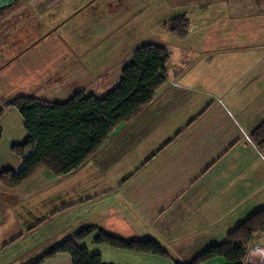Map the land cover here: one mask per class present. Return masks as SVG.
<instances>
[{"label": "crops", "instance_id": "1", "mask_svg": "<svg viewBox=\"0 0 264 264\" xmlns=\"http://www.w3.org/2000/svg\"><path fill=\"white\" fill-rule=\"evenodd\" d=\"M61 1L0 0V55L4 54L1 43L10 27L27 25L25 21L29 22L30 16H35L42 7L59 5ZM172 5L177 8V11L172 10V15H185L188 20L187 35L176 37L181 41L178 46L188 47H182L177 60L169 56L167 79L152 103L132 121L113 129L102 147L78 170L55 176L46 169H39L15 189L0 186L1 195L22 196L18 207L23 208L24 203L33 204L32 211L27 213L34 220L33 226L18 228L15 234L0 226V257L45 221L57 220L65 212L96 203L94 218L81 216L86 219L85 228L94 227L108 235L116 228L124 229L132 234V241L152 238L169 255L161 260L158 256L132 252V263L186 264L210 245L223 243L227 233L250 215L264 210V150H258L249 137L264 120V0H173ZM254 10L261 12L252 14ZM254 20L259 29L253 41L255 48L249 49L245 29ZM219 25L229 28L226 35L214 34V26ZM231 26L235 27V35L228 39L232 44H225ZM226 47L234 48L235 55L229 58L238 59L227 80L224 68L220 77L209 70L210 65L226 54L214 50ZM138 48L128 55L125 66ZM21 53L2 64L0 69ZM225 58V61L229 59ZM123 68L119 66L111 77L108 71L105 78L97 80L90 69L76 66L65 74V80L75 83L70 88L58 86L60 95H64L55 102H64L78 92L102 98L111 91L110 87L119 84ZM58 80L55 77L52 84ZM93 80L97 82L94 85ZM56 86L50 87L56 90ZM224 101H227L225 105ZM213 106L221 113L212 112ZM7 110L18 112L15 108ZM21 127L20 133L14 132L16 142L12 145H18L19 140L23 143L27 137L22 117ZM0 130L1 144L5 132L1 127ZM122 141H132V145L119 146ZM118 146L122 148L121 154L132 150L137 155L132 158V174L123 179L110 178L117 182L118 188L114 189L108 187L105 179L99 180V172L110 170L114 165L98 162L95 158L101 154L100 150L110 151ZM171 149L173 152L169 153ZM158 161L160 165H152ZM20 163L17 157L9 170L16 171ZM3 167L0 166V171L8 170ZM131 183L132 191L127 196L123 194L117 198L114 195L120 186ZM42 193L56 202L55 210L44 217L39 212ZM7 217L1 214L0 222L4 226ZM79 221L77 217L67 227ZM96 233L81 241L80 246L88 250L89 242L97 238ZM89 253L100 255L102 264H106L100 252ZM247 253L251 264L260 263L264 233L254 235L247 244ZM202 264L228 263L214 258Z\"/></svg>", "mask_w": 264, "mask_h": 264}, {"label": "rangeland", "instance_id": "2", "mask_svg": "<svg viewBox=\"0 0 264 264\" xmlns=\"http://www.w3.org/2000/svg\"><path fill=\"white\" fill-rule=\"evenodd\" d=\"M172 2L173 0H62L59 5L50 4L42 7L35 16H30L29 22L25 21L24 24L27 25L10 27L5 41L1 43V50L4 54L0 55V66L14 55L22 53L14 61L0 69V109H3V114L0 116V127L5 132L0 144V166L9 170L12 165H15L17 156L11 152V146L16 142L14 132L20 133L22 128L18 112L12 111L16 114L13 115L7 108H4V105L10 100L28 95L51 102L63 99L64 94L60 95L61 91L58 86L65 85L70 88L75 83L70 79L65 80V74L68 71L75 69L76 66L79 68L85 66L93 72L92 77L97 80L105 78L108 71L111 72L109 75L111 77L113 71H116L119 66L121 68L125 66L132 50L146 43L162 44L167 49L169 56L175 60L182 47L188 46H178L181 41L169 33L164 25V22L177 16L174 13L172 15V10L177 11ZM254 8L257 9L256 6ZM25 12L28 13V11ZM258 12L261 11L254 10L252 14ZM255 24L254 20L245 29L249 40L246 45L249 49L255 48L253 41L256 40L255 36L259 29ZM227 29L229 28H223L221 25L214 26V34L218 37L226 35ZM230 29L231 31H228L225 38V44H232V41L228 39L235 35V27L231 26ZM232 51H234L233 47L214 50V52L226 53L223 56H228V58L229 55H235ZM225 57H219L216 64L213 63L209 66V70L220 77L221 69L224 68L223 73L226 72L227 80L232 74L233 64L238 59L231 57L225 61ZM228 61L229 65H227ZM199 65L197 64L198 67H203ZM55 77L59 79L58 82H55L56 90L50 87L56 85L52 84ZM60 80L62 83H59ZM96 83L93 80L92 85ZM90 88L93 87L90 85ZM114 88L110 87L108 90ZM97 92L103 94V91ZM226 103L227 101H224V105ZM211 111L216 114L221 113V110L216 106H213ZM18 142L21 144L20 140ZM123 145H125L124 148H127L132 145V141L129 143L122 141L119 144V146ZM119 146L118 149L112 148L110 151L101 152L100 150L99 153L103 156L99 155L95 158L96 161L99 160L98 162L102 161L115 166H111L113 168L110 170L103 171L102 169L99 172V180L105 179L109 184L108 187L114 189L118 188L117 182L110 178L121 177L123 179V177L132 174V158L137 155L132 150L121 154L122 148ZM171 152L173 149L169 150V153ZM160 164L158 161L152 165L157 167ZM42 171L46 170L42 168ZM130 191H132V183L120 186L114 195L117 198L123 194L127 196ZM44 193L41 195L39 207V212L43 217L51 214L55 210L54 205L56 204L50 195ZM1 194L0 192V217L1 214L8 216L5 226L0 222L1 228L4 230L7 228L10 234H15L14 232L18 228L27 229L29 224L33 226L34 220L27 213L32 211L33 204L24 203V207L20 208L17 204L23 199L22 196H14V193L11 196ZM95 205L97 204L79 207L65 212L57 220L45 221L33 234L26 236L18 244L6 250L5 254L0 257V264H31L69 238L76 232L75 230L84 229L86 226L83 224L86 219H82L81 216L91 215L90 219L94 218ZM12 208H14V212ZM77 217H80V221L73 227H67ZM113 234L111 235L124 241H132V234L124 229L117 230L116 228ZM142 238L135 241L145 240V237ZM93 241L88 244V252H100L104 263L135 264L132 263V252L114 249L106 244H95ZM161 260H166V258ZM144 263L141 261V264ZM42 264L72 263L69 255L62 254Z\"/></svg>", "mask_w": 264, "mask_h": 264}, {"label": "trees", "instance_id": "3", "mask_svg": "<svg viewBox=\"0 0 264 264\" xmlns=\"http://www.w3.org/2000/svg\"><path fill=\"white\" fill-rule=\"evenodd\" d=\"M165 27L172 35L183 38L189 24L185 15H178ZM168 60V51L162 44H142L122 69L119 84L102 98L78 92L61 103L32 95L10 100L4 108L18 111L27 137L23 143L11 146V152L21 163L16 171H0V186L15 189L42 168L55 176L78 170L102 147L113 129L132 121L152 103L167 79ZM2 114L3 109H0V116ZM249 137L258 150H264V120L250 132ZM94 231L98 232L95 244L169 258L167 252L151 239L124 241L88 227L31 264H42L59 254L69 255L72 264H102L100 255L90 254L80 246V242ZM257 233H264V210L250 215L227 233L223 243L210 245L186 264H202L214 258H222L228 264H243L247 244Z\"/></svg>", "mask_w": 264, "mask_h": 264}, {"label": "built area", "instance_id": "4", "mask_svg": "<svg viewBox=\"0 0 264 264\" xmlns=\"http://www.w3.org/2000/svg\"><path fill=\"white\" fill-rule=\"evenodd\" d=\"M246 255H247V257H245L243 264H251L250 260L248 259V253ZM259 257H260V263L259 264H264V253L262 255H260Z\"/></svg>", "mask_w": 264, "mask_h": 264}]
</instances>
